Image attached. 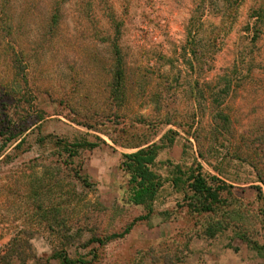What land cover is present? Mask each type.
I'll return each mask as SVG.
<instances>
[{"label":"rangeland","instance_id":"rangeland-1","mask_svg":"<svg viewBox=\"0 0 264 264\" xmlns=\"http://www.w3.org/2000/svg\"><path fill=\"white\" fill-rule=\"evenodd\" d=\"M203 2L0 0V262L264 264V0ZM153 143L148 213L121 162Z\"/></svg>","mask_w":264,"mask_h":264},{"label":"trees","instance_id":"trees-1","mask_svg":"<svg viewBox=\"0 0 264 264\" xmlns=\"http://www.w3.org/2000/svg\"><path fill=\"white\" fill-rule=\"evenodd\" d=\"M205 0H202V2ZM204 3V2H203ZM205 12L204 5H199V10L194 19H192L190 27L188 29V34L195 36L200 32L202 16ZM249 18L253 22L249 25L248 30L253 32V40H256L261 33V24L264 22V7H259L253 9L249 15ZM117 54V52H116ZM116 64L118 65L117 71L114 73L113 81L114 87L119 85L123 80V71L121 69V60L116 58ZM22 127V126H21ZM16 134L14 130L8 131L9 137L8 141L19 140V136L22 135V128ZM72 146L79 147H90L96 146L95 143L89 142H75L71 144ZM65 151L69 152V156L76 155L75 150H70L68 144H62ZM160 146L157 144H151L146 147L140 148L135 152L123 154V160L121 162L122 169L129 175V184L132 186L133 199L136 203L145 204L148 213L151 211V203L154 201L158 190L162 187L161 178L152 170V165L158 155ZM180 178H175L172 183L173 185H178ZM189 187L193 192V196L198 200L199 205L196 206V211L198 212H211L214 210V204L218 202V189L208 183L207 179L202 175L200 171L192 172L187 179ZM130 229L128 226L123 232L119 234H112L107 236L105 239H97L99 243H104L114 238H119L124 236ZM212 230V229H211ZM216 230H212L209 234L213 236ZM7 258V257H3ZM9 258V257H8ZM68 262V261H66ZM71 263V262H70ZM0 264H12L11 261L3 259Z\"/></svg>","mask_w":264,"mask_h":264}]
</instances>
